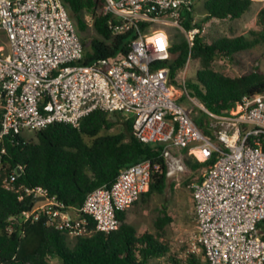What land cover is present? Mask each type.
Listing matches in <instances>:
<instances>
[{"label": "built area", "instance_id": "2783aa9c", "mask_svg": "<svg viewBox=\"0 0 264 264\" xmlns=\"http://www.w3.org/2000/svg\"><path fill=\"white\" fill-rule=\"evenodd\" d=\"M194 2L106 0L114 32L132 30L136 36L127 53L84 64V46L63 0H0L5 40L0 44L1 154L7 142L26 137V131L55 122L79 128L95 110L133 118L137 139L162 144L168 177L189 169L184 154L174 149H186L198 162L218 152V159L203 167L202 180L192 185L199 248L206 264H264V93L245 95L235 114H216L178 77L188 101L208 114L212 134H207L193 108L174 97L170 69L162 65L171 56L170 36L153 25H177L192 45L207 31L206 26L187 30L182 23L184 10ZM154 168L159 165L149 160L130 165L111 186L91 191L79 208L48 195L42 185L24 186L20 198L33 197V205L10 220L44 219L71 238L91 234L92 222L96 230L112 232L120 224L119 212L149 190ZM21 171L19 166L5 177L7 188L15 187Z\"/></svg>", "mask_w": 264, "mask_h": 264}, {"label": "trees", "instance_id": "16d2710c", "mask_svg": "<svg viewBox=\"0 0 264 264\" xmlns=\"http://www.w3.org/2000/svg\"><path fill=\"white\" fill-rule=\"evenodd\" d=\"M63 1L84 46L82 63L117 57L129 51L135 32H114L109 23L110 15L104 11L106 0ZM252 5L253 0H205V18L196 22L192 5L184 10L182 23L190 30L213 18H240ZM258 16V21L264 24V7ZM252 33L253 38L239 34L212 41L198 34L192 45L186 38L170 37L171 56L162 65L170 69L176 100L182 103L188 100L177 79L189 59L199 60L201 69L196 80H187L188 93L213 113L235 114L245 95L264 93V71L259 67L237 76L213 68L218 57L235 59L237 53L264 41V32ZM202 112L194 118L205 133L212 134L209 116ZM113 114L118 118H113L112 112L95 110L83 118L79 128L67 123H51L32 135L7 142L4 154L0 148V264H53L54 258H59L62 264H153V259L167 255L161 264H206L193 252L186 258L171 252L170 245L162 239L166 225L172 220L166 212L155 222L157 232H140L129 221L127 209L119 212L120 224L116 230L99 231L92 222V233L78 236L73 244L66 232L48 225L44 219L10 220L11 216L20 217L33 205V197L20 198L25 194L24 186L42 185L48 189V195L79 208L91 191L111 186L123 169L144 160L158 164L159 168L153 169L150 188L141 199L147 201L152 195L165 191L168 165L163 155L164 146L141 142L133 134V118ZM114 127H118L115 132ZM182 152L193 170L213 164L219 157V153L214 152L209 160L198 162L186 149ZM19 166L22 171L15 187L7 188L5 177L17 172ZM9 225L13 226L12 230Z\"/></svg>", "mask_w": 264, "mask_h": 264}, {"label": "rangeland", "instance_id": "374dc122", "mask_svg": "<svg viewBox=\"0 0 264 264\" xmlns=\"http://www.w3.org/2000/svg\"><path fill=\"white\" fill-rule=\"evenodd\" d=\"M204 1L195 0L194 2L196 22H200L206 16ZM263 7L264 0H253L251 9L240 18H213L205 23H201V26L207 27L204 36L208 41L222 36L232 37L239 34L253 38L255 35L252 31L257 33L264 32V24L258 21V12ZM153 26L154 28L162 27L175 40L186 38L189 41L188 34L175 24L158 22ZM90 32L93 33V30H90ZM4 41V38L0 37V44H3ZM254 67H259L264 71V41L249 50L237 53L235 59L218 57L213 65L215 70L230 76L248 73ZM199 69H201L199 60L190 59L184 70L180 73L179 79H186V81L189 79L196 80ZM185 103L193 108L195 115L203 114L199 104L190 102V100L185 101ZM112 116L115 119L118 118L113 113ZM117 130L118 127L112 129L113 132ZM32 133L30 131L24 132L26 136L32 135ZM201 176H203V168L196 170L189 168L185 172L168 177L167 185L163 193L154 194L147 201H144L143 198L139 199L128 209L129 221L139 231L157 232L155 222L159 216L164 215V212H166L172 220L166 225L162 239L170 245L171 252L176 253L180 258H186L190 252H193L204 259L203 250L199 248V244L197 243V216L192 187L193 183L198 181ZM75 239L68 237L71 244H73ZM194 248H196V251H193ZM167 256L164 258H155L152 260V263H164ZM52 263L62 264L59 258H54Z\"/></svg>", "mask_w": 264, "mask_h": 264}, {"label": "crops", "instance_id": "0c3cea01", "mask_svg": "<svg viewBox=\"0 0 264 264\" xmlns=\"http://www.w3.org/2000/svg\"><path fill=\"white\" fill-rule=\"evenodd\" d=\"M175 151L177 150V153H182V150H180V149H178V148H176V149H174ZM178 150H179V152H178ZM141 199V198H140ZM140 232H143V231H140ZM204 260H205V257H204Z\"/></svg>", "mask_w": 264, "mask_h": 264}, {"label": "water", "instance_id": "95a60500", "mask_svg": "<svg viewBox=\"0 0 264 264\" xmlns=\"http://www.w3.org/2000/svg\"><path fill=\"white\" fill-rule=\"evenodd\" d=\"M43 199H45V197H44V196H42V197H40V198H39V200H43Z\"/></svg>", "mask_w": 264, "mask_h": 264}]
</instances>
